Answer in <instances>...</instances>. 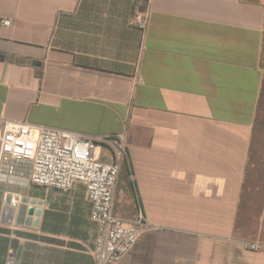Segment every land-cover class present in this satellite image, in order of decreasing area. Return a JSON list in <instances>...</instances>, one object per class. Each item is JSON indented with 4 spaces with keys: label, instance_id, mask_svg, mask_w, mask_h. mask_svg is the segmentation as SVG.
Segmentation results:
<instances>
[{
    "label": "crops",
    "instance_id": "crops-1",
    "mask_svg": "<svg viewBox=\"0 0 264 264\" xmlns=\"http://www.w3.org/2000/svg\"><path fill=\"white\" fill-rule=\"evenodd\" d=\"M0 117L125 133L114 213L149 226L118 264H264L239 242L264 244L263 0H0ZM90 211L78 182H0V264H94Z\"/></svg>",
    "mask_w": 264,
    "mask_h": 264
},
{
    "label": "built area",
    "instance_id": "built-area-1",
    "mask_svg": "<svg viewBox=\"0 0 264 264\" xmlns=\"http://www.w3.org/2000/svg\"><path fill=\"white\" fill-rule=\"evenodd\" d=\"M1 22L10 24L8 18ZM134 25L144 35L149 14L137 15ZM102 147L109 149L111 159L100 158ZM127 160L124 132L87 135L0 117V182L57 190H68L75 182L83 184L91 206L90 219L98 226L94 264H118L149 226L140 208L132 223L114 213L115 188ZM20 199L19 193L11 195L9 205L17 208ZM239 242L248 250H264L263 243Z\"/></svg>",
    "mask_w": 264,
    "mask_h": 264
},
{
    "label": "water",
    "instance_id": "water-1",
    "mask_svg": "<svg viewBox=\"0 0 264 264\" xmlns=\"http://www.w3.org/2000/svg\"><path fill=\"white\" fill-rule=\"evenodd\" d=\"M35 64V63H33ZM38 64V63H37ZM11 195H8L4 201L3 205V213L5 214L6 212H9V220L10 222L15 219L16 223L18 224H23V223H29L31 219L34 216H38L39 214V208L35 209L33 211V208L28 207L30 205L37 204L38 206L41 205L40 201L36 203L33 199L29 201L27 198H21L19 205L17 208L12 207L9 205Z\"/></svg>",
    "mask_w": 264,
    "mask_h": 264
},
{
    "label": "rangeland",
    "instance_id": "rangeland-1",
    "mask_svg": "<svg viewBox=\"0 0 264 264\" xmlns=\"http://www.w3.org/2000/svg\"><path fill=\"white\" fill-rule=\"evenodd\" d=\"M264 1V0H263ZM260 144V146H261V143H259ZM263 149H264V147H261V150L263 151ZM264 163V162H263ZM263 163L261 162H258V166L256 167L255 165H254V170H255V168H256V172H258V173H262L261 175H258V177H257V181L259 180V179H261V178H263V176H264V167H263ZM261 166V167H260ZM257 173V174H258Z\"/></svg>",
    "mask_w": 264,
    "mask_h": 264
}]
</instances>
